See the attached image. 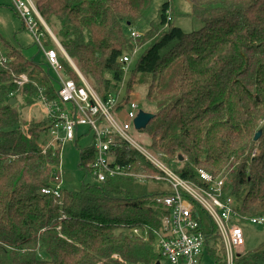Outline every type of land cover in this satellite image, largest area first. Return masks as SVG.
Segmentation results:
<instances>
[{
	"label": "trees",
	"instance_id": "1",
	"mask_svg": "<svg viewBox=\"0 0 264 264\" xmlns=\"http://www.w3.org/2000/svg\"><path fill=\"white\" fill-rule=\"evenodd\" d=\"M33 1L103 99L121 88V59L143 49L126 98L140 80L150 79L148 100L156 117L148 127L154 130L155 151L184 180L200 183L197 169L226 177L237 213L264 217V0H192L203 27L191 33L174 24L172 13L168 21L170 2L142 31L153 0ZM133 29L142 33L136 42L130 38ZM0 43L6 51L0 50V59L7 60L0 62V264L159 263L157 236L170 213L156 201L166 194L158 188L162 183L116 178L83 183L79 192L61 187L60 197L42 193L62 180V147L45 150L52 121L37 107L38 87L51 99L55 87L21 49L2 38ZM61 61L80 85L72 67ZM23 74L30 83L20 87L16 81ZM30 106L39 114L27 117L23 109ZM119 145L118 164L139 174H160L127 144ZM94 160L92 147L81 151L80 169L92 174ZM195 209L205 252L215 264H226L216 226ZM236 257L234 264H264V243Z\"/></svg>",
	"mask_w": 264,
	"mask_h": 264
},
{
	"label": "built area",
	"instance_id": "2",
	"mask_svg": "<svg viewBox=\"0 0 264 264\" xmlns=\"http://www.w3.org/2000/svg\"><path fill=\"white\" fill-rule=\"evenodd\" d=\"M16 13L23 20L26 30L35 38L39 50L44 54L49 73L55 88V99L46 95L45 87H38L37 107L52 121L50 128V143L45 147L58 148L67 142H77L79 128L88 126L95 133L92 148L95 160L90 164L92 175L97 183H105L116 178H132L138 183L148 185L162 183L166 194L157 198V203L170 213L164 219V230L157 236V247L161 258L166 264H202L205 253L206 235L202 230L200 215L196 212L198 206L206 213L217 228L226 252V263L234 264L236 256L244 245L243 230L238 223L248 221L253 225L264 227V217L245 218L235 209V201L226 189V177H215L203 169H197L200 183L184 180L166 164L165 156L147 148L136 136L134 121L138 117L140 104L132 99L121 97V88L103 99L93 84L80 72L70 58L56 35L41 17L33 0H12ZM168 21H172L168 11ZM57 49L46 48L42 38L46 33ZM142 33L133 29L130 38L136 42ZM139 48L121 59L123 71H128L132 59L137 56ZM72 67L80 80L78 85L67 73L61 58ZM2 56L0 62H6ZM20 87L30 83L27 75H20L16 81ZM37 86V84H35ZM119 141L127 144L133 151L150 163L159 175L135 173L131 167L117 163L116 149ZM253 153V157L256 156ZM61 185L55 188L43 189L45 195L60 197ZM134 235H142L134 230ZM143 236L148 237L145 233ZM240 250V251H239ZM239 251V252H238ZM162 264V262H159Z\"/></svg>",
	"mask_w": 264,
	"mask_h": 264
},
{
	"label": "rangeland",
	"instance_id": "3",
	"mask_svg": "<svg viewBox=\"0 0 264 264\" xmlns=\"http://www.w3.org/2000/svg\"><path fill=\"white\" fill-rule=\"evenodd\" d=\"M166 2H170L171 4V13L173 15L174 24L178 28H181L186 33H191L193 31H198L203 27V22L196 18L193 14L192 0H153L151 10L146 19L147 23H144L145 25L143 24V26L140 27L142 31L143 29H148L150 27L149 24L157 19L161 6ZM15 14L16 10L12 0H0V38L4 39L11 46L21 49L26 58L31 60L33 59L35 63L42 66L44 71L48 72V75L55 80V74L52 71L49 73L46 58L39 50V46L37 45L35 38L28 30H26L23 20L18 16V14H16L17 16ZM57 31L58 30L55 29L53 30V33L56 34ZM42 41L46 48L57 49V47L51 43L47 33L42 38ZM3 48L4 45L0 43V50H2V53H5L6 51ZM142 52L143 49L139 51L138 56H135L128 66V71L125 73L124 81L121 84L122 98H126L128 94L127 84ZM149 84L150 79L148 77L140 80V82L134 86V90L130 93V96L132 95V99L136 100L140 104L141 110L154 114L156 112V107L148 100ZM54 87L58 89V85L56 83L54 84ZM22 104L23 103L21 102V109L23 108ZM23 113L29 118L34 114H39L37 109L35 110V108L31 106L29 108L25 107L23 109ZM133 134L140 136L144 145L155 151L152 146L155 142L153 137L154 130L152 127H148L143 131H136ZM94 142V131L88 126H81L79 128L78 143L67 142L62 146L61 186L63 189H67L72 192H79L83 183H97L95 176L90 173H86L83 169H80L81 151L90 149ZM158 188L162 189L164 188V185L159 184ZM238 224L242 228L244 234V245L242 249H240L241 251L239 250L240 253L246 254L253 252L263 245L264 227L253 225L248 221H242ZM161 262L162 264H166V262L162 259ZM202 264H215L207 251L204 253Z\"/></svg>",
	"mask_w": 264,
	"mask_h": 264
},
{
	"label": "water",
	"instance_id": "4",
	"mask_svg": "<svg viewBox=\"0 0 264 264\" xmlns=\"http://www.w3.org/2000/svg\"><path fill=\"white\" fill-rule=\"evenodd\" d=\"M17 102L16 99H12L10 101V105H15ZM156 117L155 114L152 113H148L145 112L143 110L140 111L138 117L136 118V120L134 121V125L137 131H143L146 130L148 128V126L150 125L151 121ZM262 136V131H258L256 136H255V141H258L260 139V137ZM184 159L181 157V161H183ZM160 264V263H157Z\"/></svg>",
	"mask_w": 264,
	"mask_h": 264
},
{
	"label": "crops",
	"instance_id": "5",
	"mask_svg": "<svg viewBox=\"0 0 264 264\" xmlns=\"http://www.w3.org/2000/svg\"><path fill=\"white\" fill-rule=\"evenodd\" d=\"M16 14H17V13H16ZM16 14H15V15H16ZM16 16H17V15H16ZM202 261H203V259H202Z\"/></svg>",
	"mask_w": 264,
	"mask_h": 264
}]
</instances>
